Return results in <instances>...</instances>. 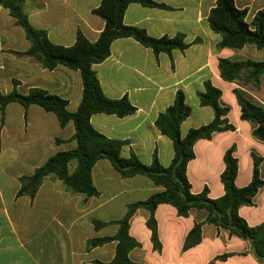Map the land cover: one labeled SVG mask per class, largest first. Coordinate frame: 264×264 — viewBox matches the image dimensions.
I'll list each match as a JSON object with an SVG mask.
<instances>
[{
  "label": "crops",
  "instance_id": "obj_1",
  "mask_svg": "<svg viewBox=\"0 0 264 264\" xmlns=\"http://www.w3.org/2000/svg\"><path fill=\"white\" fill-rule=\"evenodd\" d=\"M154 1L166 7L132 2L125 10L124 23L143 28L153 37L183 34L189 46L174 49L171 54H156L134 38L114 40L108 58L93 68L104 94L114 99L127 96L136 112L125 117L94 113L90 118L92 126L109 138L127 141L121 149L122 157L134 153L149 165L156 153L159 162L168 166L175 155L174 144L158 129L156 119L182 90L192 108L191 115L181 124L182 136L192 127L210 123L214 110L201 105L199 94L204 92L205 82L211 80L222 90V101L231 107L228 118L235 129L216 132L211 139L196 142L195 157L187 168L192 192L207 187L211 198L224 194V154L233 144L239 164L236 185L246 186L253 178V149L263 159L260 176L264 180V140L255 138L254 124L241 118L233 93L239 85L224 80L218 68L221 58L264 60V48L219 47L222 37L208 20L217 0ZM100 3L101 0H24V9L32 25L46 30L52 42L70 46L79 31L92 42L98 39L105 27V20L94 13ZM235 4L248 8L253 17L264 7V0H235ZM29 48L24 29L0 5V92L11 91L17 80L22 93L34 87L45 89L67 99L68 110L75 111L83 93L80 70L63 64L47 69L33 57L16 53ZM74 131L72 122L62 127L54 112L37 104L26 108L12 102L4 114L0 110V264L110 261L115 256V241L87 250V240L114 235L118 225L112 221L124 216L128 204L163 189L145 175L123 178L108 159H101L92 170L97 196L75 193L53 175L44 178L34 198L19 195L22 176L32 174L56 152L75 146L71 140ZM71 165L72 172L75 163ZM149 214L146 208H139L130 223L131 235L141 243L130 252V258L138 264H264L256 259L249 240L207 222L202 226L201 242L184 250L189 231L196 222L205 220L207 211L193 209L188 216H180L167 203L159 204L155 211L162 244L161 250H156L146 224ZM239 214L251 226L264 222V185L254 203L241 206ZM95 219L109 224L96 229ZM224 254L225 259L218 258Z\"/></svg>",
  "mask_w": 264,
  "mask_h": 264
},
{
  "label": "trees",
  "instance_id": "obj_2",
  "mask_svg": "<svg viewBox=\"0 0 264 264\" xmlns=\"http://www.w3.org/2000/svg\"><path fill=\"white\" fill-rule=\"evenodd\" d=\"M132 2L149 7H166L154 0H101L100 5L94 9V13L105 20V27L98 39L92 42L79 31L75 42L65 46L52 42L46 30L32 25L24 9V0H0V5L9 10L16 24L24 29L30 42V48L27 51L16 52L17 54L31 56L47 69H54L63 64L80 70L83 82L82 100L73 112L68 110L67 99L51 94L45 89L34 87L27 93H22L18 89L17 80L14 81L11 91L0 92L2 114L12 102H18L26 108L37 104L47 111L54 112L62 127L70 122L75 127L71 137V140L76 143L75 146L56 152L32 174L22 176L18 194H27L34 198L44 178L53 175L75 193L88 197L97 196L99 191L94 185L92 170L99 160L108 159L123 178L145 175L163 189L145 200L128 204L124 216L112 221L118 225L114 235L92 237L87 240V250L116 242L115 256L112 260H94L92 264H138L130 258V252L140 247L141 243L131 235L130 223L139 208H146L149 211L146 224L151 231V241L156 250H161L162 244L159 239L155 211L162 203L174 206L180 216H188L193 209L207 211L205 220L196 222L189 231L183 245L184 250L201 242L202 226L207 222L249 240L256 259L264 263V222L251 226L239 214L241 206L254 203L259 188L264 185V180L260 176L262 157L252 151L253 178L246 186L238 187L235 181L239 164L234 154L236 145L233 144L224 154L225 168L221 173L224 194L218 198H211L207 187L198 193L191 190L187 168L189 162L195 157L196 142L200 139H211L216 132L235 129L228 118L231 107L222 101V90L211 80L205 82V90L199 94L201 105L211 106L214 110V118L210 123L192 127L185 136H182L181 124L192 113V108L187 104L182 90L176 93L173 103L158 115L156 126L172 139L174 144L175 155L168 166H163L159 162L156 153L149 165L140 161L134 153L130 157H122L121 149L127 141L109 138L92 126L90 118L94 113L103 112L125 117L136 112V107L127 96L114 99L104 94L97 72L93 68L94 64L108 58L114 40L131 37L151 48L156 54L161 52L171 54L174 49L184 50L189 46L183 34H177L174 37H153L143 28L126 25L123 21L124 13ZM247 14L248 9L237 7L235 0L216 1L208 20L212 29L222 36L220 48L241 49L249 44L260 49L264 48V8L258 10L250 22L246 19ZM218 68L224 80L239 85L233 89V93L240 106L241 118L254 124L255 138L264 140V104L254 100L246 91L260 85L261 78L264 76V60L221 58ZM72 163H75V166L71 172ZM93 222L96 229L109 224L97 219ZM226 257L227 255L224 254L218 258Z\"/></svg>",
  "mask_w": 264,
  "mask_h": 264
},
{
  "label": "rangeland",
  "instance_id": "obj_3",
  "mask_svg": "<svg viewBox=\"0 0 264 264\" xmlns=\"http://www.w3.org/2000/svg\"><path fill=\"white\" fill-rule=\"evenodd\" d=\"M237 6V5H236ZM238 7V6H237ZM264 8V7H263ZM246 9H248V8H246ZM262 9V8H261ZM257 12V11H256ZM248 14H249V11H248ZM247 14V17H246V19H247V21L248 22H250L251 20H252V18L254 17H251V14H249L248 15ZM255 15V14H254ZM221 35V34H220ZM222 37V36H221ZM249 45H252V44H249ZM245 47V46H244ZM254 47H256L255 45H252V49H255ZM228 48V47H227ZM257 48V47H256ZM232 49V48H231ZM258 49H260V48H258ZM261 49H263V48H261ZM234 50H239V49H234ZM257 57V56H256ZM264 58V57H263ZM246 59V58H245ZM250 59H252V58H250ZM233 60H235V59H233ZM243 60V59H242ZM253 60H255V59H253ZM257 61H259V60H257ZM260 61H263V60H260ZM239 87V86H238ZM246 91L248 92V94L254 99V100H256L257 102H259V103H262V104H264V76L261 78V83H260V85L258 86V87H251V88H249V89H246ZM252 151H254V152H256L257 153V155H259L260 156V153L258 152V151H256L255 149H253ZM73 165H71V167H72ZM0 181L1 182H3L2 181V179H0ZM89 232H91L90 230H89ZM93 234V233H92Z\"/></svg>",
  "mask_w": 264,
  "mask_h": 264
}]
</instances>
